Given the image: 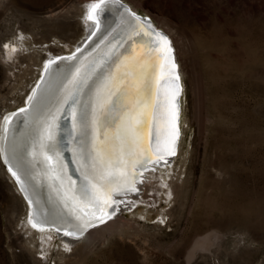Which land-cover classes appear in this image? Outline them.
<instances>
[{
	"label": "rangeland",
	"instance_id": "1",
	"mask_svg": "<svg viewBox=\"0 0 264 264\" xmlns=\"http://www.w3.org/2000/svg\"><path fill=\"white\" fill-rule=\"evenodd\" d=\"M78 1L0 0V113L14 100L22 104L19 88L35 69V58H26L20 44L19 52L13 48L17 41L27 36L37 49L74 41L77 28H55L43 16ZM122 1L167 32L176 50L184 85L178 154L170 166L180 173L175 192L161 195L147 213L138 206L142 217L126 212L136 224L86 248L79 262L60 258L59 250L38 262L264 264V0ZM15 195L0 170V264H38L41 257L29 259L13 237L22 210ZM212 233L222 238L210 253L186 262L193 240Z\"/></svg>",
	"mask_w": 264,
	"mask_h": 264
},
{
	"label": "bare ground",
	"instance_id": "2",
	"mask_svg": "<svg viewBox=\"0 0 264 264\" xmlns=\"http://www.w3.org/2000/svg\"><path fill=\"white\" fill-rule=\"evenodd\" d=\"M83 1L55 7L43 16L46 20L53 19L55 28L64 31L77 28V31H80V35L76 39L74 38L76 41H53L49 46L46 45L44 47L41 45L39 49H37L38 47H30L31 43H28L29 37L27 36L23 35L17 41V45L15 44L13 48L17 49L18 44H20L24 50L22 52V49H20L21 53L23 55L25 53L24 56L26 58H35V69L32 79L19 88L20 93H22V104L14 100L12 104L6 106L0 113V138L3 134V127L8 121L4 139L6 138V141L9 140L11 159L6 153L4 155L6 166H4L0 156V170L9 178L15 188L18 197L15 196L20 200L22 209L21 217L19 218L20 224L18 221L15 223L19 225L20 229L13 233V237L17 240V247L22 252H26L29 259L33 258V253L41 257L42 260H35L38 264H41V261H47L46 253L49 255L52 251L56 252V250H59L60 253L57 251L56 254H59L60 258L72 255L75 262H79L83 258L86 248H91L96 243L103 242L108 236L121 231L124 227L136 224L125 216L126 212L133 211L132 216L142 217L143 214L136 210L138 206L144 205L143 213H147L149 210H153V206L150 204L153 202L157 204L159 197L169 199L172 192H175L173 191V179L175 177L178 179L180 175L179 172H174L177 167H172L171 169L170 166L178 154L177 141H179L181 134L179 122L183 91H181V95L178 98L179 90L175 91L173 87L172 76L176 77V79L177 76L168 43L151 32L147 26L132 21L112 3L100 5L95 16L88 13L90 6L95 0H85L84 3ZM129 6L132 7L131 5ZM132 9L135 8L132 7ZM93 18L96 19L97 25L99 23L98 30L101 34L99 39L96 40L98 42L96 54L87 56L78 62V65L81 64L75 70L73 77L75 74L80 77L85 69H87L86 73L90 72L91 74L94 67L101 65L98 62L103 60L104 63L98 76L92 83L96 88L94 89L93 87L92 92L85 91L84 94L81 93V90L75 93L73 90L78 81L76 77L70 87L67 88L66 93L60 99L58 97L55 99V83L61 78L65 79L66 74H68L66 70L61 69L63 66L60 65L56 73H49L50 76L59 74L56 76L54 83L44 86L45 89L41 92V95L38 94V97L36 96L33 100L32 108L15 116L10 124L9 118L11 115L8 113L24 105V100L37 83L44 61L52 56L56 57L72 52L94 24L91 23ZM157 27L161 29L158 25ZM175 55L176 62H178L177 54L175 53ZM74 64L75 62L72 61L68 64V67H72ZM72 69L69 70L71 71ZM90 74L88 76L93 73ZM181 78L180 84L183 90L184 84H182ZM79 81L78 83H82V87L88 90V87L83 84L85 80ZM74 93L76 96L74 95L73 98L80 104V116L84 115L88 109L90 115V120L86 125V127L90 128L89 142L85 144V140L83 141L81 136L77 139L78 150H81L82 145L85 146L87 160L82 163V159L80 160L81 165L85 166L82 167L83 171H80L78 167H74V171L77 169L78 173L85 171L84 173L86 174H82V176L92 178L90 183L92 182V186L96 187L97 190L89 189V185L87 187L88 198L86 199V196H82L80 186L74 183L76 180L73 177L69 179L74 191L72 188L64 189L60 181L61 175H59L58 171L60 153H58L56 146L53 145V132H49L52 152L49 154L50 163L48 165L53 168V179L56 180H51L49 177L50 183H42L45 187L43 188L45 200L40 205L35 201L38 200L36 198L39 186L36 184V186H31V189L36 194L35 197L30 193L35 205V210H31V199H28L22 192L27 198L26 201L18 189V187H22L20 184L24 181L30 189L27 171L31 170V167L23 159V147H32L33 137L31 138V132L35 130L33 128L36 126V119L43 113L49 112L44 115L43 126L46 131H50L48 128L51 124H54L53 114L64 103L65 97ZM90 97L93 98L89 100V106L87 100ZM39 98L42 99L41 102L44 103L46 108H38ZM54 99L57 102L56 104L53 103ZM176 103H179V107ZM52 104L54 110H46ZM35 114V120L30 125L26 121L31 115L33 118ZM2 118H4V122H2ZM21 121L23 124H17V122ZM76 123L77 126L81 125V117L78 118ZM177 136L179 139L176 138ZM39 148L45 151H49L51 148L43 142L42 147L41 144L36 143L35 151H33V147L31 148L33 150H29L32 155L36 156L34 158L35 162L38 161L40 165V155L36 151ZM167 157L170 158L167 159ZM74 164V166L78 165L77 163ZM149 164L152 165L151 170L148 169L141 177L142 171ZM31 165L36 170L40 168L34 163H31ZM6 167L11 170L13 178L6 171ZM176 179L175 181L177 182ZM138 180H142L140 181L141 185H137L138 188H135ZM56 184L58 185L57 187ZM140 189L141 193L128 196V203L124 208L118 210L114 215L111 213L112 216L109 215L99 220V222L95 223L97 225L86 231V228L93 222L92 218L94 216L96 218L101 217V215H105L110 211L113 203L112 198L115 194L119 197V195L121 196L124 193L136 192V190ZM27 192H29L28 189ZM64 192L71 196V199H66L63 195ZM73 195L76 199L73 198ZM77 201V204H72ZM118 202L122 203L119 200L116 203ZM38 206L44 213L40 217L38 216ZM95 208L98 211L97 213H95ZM113 211L116 212L115 205L113 206ZM104 233L107 236L100 237L102 238L101 241L94 239L98 238L99 234L101 236ZM221 238L217 233L196 237L186 251V262L192 260L198 253H210L214 244ZM25 240L28 241V244L24 243ZM70 259L72 258L64 261V263L69 264Z\"/></svg>",
	"mask_w": 264,
	"mask_h": 264
},
{
	"label": "water",
	"instance_id": "3",
	"mask_svg": "<svg viewBox=\"0 0 264 264\" xmlns=\"http://www.w3.org/2000/svg\"><path fill=\"white\" fill-rule=\"evenodd\" d=\"M104 3H106V4L112 3V4L116 5V7L121 12H124L125 15L128 16L132 21H135L136 23H140L144 26H147L151 30V32L160 36L164 41H166L168 43L170 53H171V57H172V61L174 64V69H175L176 76H177V79H176V77L172 76L173 87L175 88V91L179 90V93L177 95V97L179 98V96L181 95V91H182L181 84H180V74L178 73L179 66L176 62V55H175L176 50L174 48L171 37L164 30L158 28L157 25L152 21V19L150 17L134 12L130 8V6L127 3L123 2L122 0H95V2L92 4V6H90L88 13L89 14L91 13V15L94 14L96 16V12L99 9V6L104 4ZM91 21H92L91 23H94V24L90 27L89 31L87 32V35L83 38V40L81 42L78 43V46L75 47L72 52H70L68 54H62V55H59L56 57L52 56L49 59H46L44 61L43 68H42V71L39 75L37 83L35 84L33 89H31L30 93L27 95L26 99L24 100V105L20 108H17L16 110L8 113L11 115L9 118L10 124L12 123V120H14L15 116L21 114V112H23V111L27 112V110L32 108V104L34 103L33 100L36 98V96L38 97V94L41 95V92L45 89L46 86H48L51 83H54L56 76H58L59 74H54V75L50 76L49 73H56L59 70L60 65L63 66V67H61V69L66 70L68 72V74H66L65 79L61 78L55 83V92H56L55 93V95H56L55 99L57 97L60 99V97L66 93L67 88L70 87L71 83L74 81V79H76V77H77L78 81H77V84L75 85L76 87L73 90V91H75V93H76V91H79V90H81V93H83V94L85 91H89V92L93 91L94 84L92 85V83L94 82V79H96L98 76L100 68L102 67V65L104 63L103 60L98 62L99 64L101 63V65H98L97 67L93 68V72H91V74L93 73L92 75L90 74V72L86 73L87 69H85V71H83V73H81L80 77L78 76V74H75L73 77V74L76 72L75 70L81 64L80 63L78 65V62H80L83 58H86L87 56L96 54V51H97L96 48H97L98 42L96 40L99 39V37L101 35L99 33L100 31L98 30L99 23H98V25L96 24L97 21L95 18L91 19ZM72 61L75 62V64L72 67H68V64ZM76 62H77V64H76ZM95 62H96V59H95ZM61 63H64V64H61ZM71 68H73V69L70 71L69 69H71ZM88 74H90L91 76H88ZM71 78H72V80H71ZM79 80H85V81H83V84H85V86L88 87V90L84 89V87H82V83H78V82H80ZM95 88L96 87H94V89ZM75 93L72 95L69 94L68 96H66L64 103L60 106V108L57 110V112L53 114L54 124H51V126L48 128L50 131H46L44 129V126H43L44 115L48 114L49 112L45 113V114L43 113L41 116H39L36 119L37 120V121H35L36 126H34V128H33L35 130H33V132H31V138L33 137L32 147L34 150L31 149L32 147H30V148H28V146L23 147V150H22L23 159L31 167V170L27 171L28 177H29V182H30L29 183L30 189L27 187V184L24 180H23L24 184L21 183L20 185L22 187L21 188L18 187V189H19L20 193L23 192L26 195V197H28V199H31L30 200L31 210L32 209L35 210V205H34V202L31 198L30 193H32L34 196L36 195L35 192H33V190L31 189V186L35 185V184L39 186V189H37L38 192H37V198H36L38 200H35V199L34 200L36 202H38V204L40 205L45 200L44 189H43L45 187L42 183H44V184L50 183L49 177L51 178V180H56V179H53V176H54L53 175V168H51L50 165H48L50 163L49 154H50V152H52V148L50 145V143H52V142L50 140L49 132H53V145L56 146L58 153H60L59 159H58L59 160L58 165L60 167H59L58 171H59V175H61L60 181L62 182L64 189L66 190V189L72 188V190L74 191V188H73V186H71L70 179H69V178L73 177L76 180V182H74V183H77V186L79 185L80 189H82V196L83 197L86 196L85 197L86 199L88 198V193H87L88 188L87 187L89 185H90L89 187L92 186V182L90 183L92 178H87L85 176H82L83 173L79 172L80 175L78 173V169L80 171H83L82 167H85V166L81 165V163L87 160V155H85V146L84 145H82L81 150H78L79 144L77 142V139L79 136H81V139H83V141L85 140V144H86V142L87 143L89 142V140H90V128L88 126L86 127V125L88 124V122L90 120V115L88 113L89 112V109H88L84 113V115L82 114L80 116V113H81L80 104L78 103L77 100L75 101V99L73 98ZM91 96H92V94H91ZM92 98L93 97H90L87 100V102L89 103V100ZM55 99L53 100L54 102L52 101L54 104L57 103V102H55ZM59 99H58V101H59ZM41 101H42V99L39 98V100H38V106L39 107L38 108H40V107H42L43 109L46 108L44 103H42ZM91 102H92V100H91ZM176 105L179 107V103H176ZM89 106H90V103H89ZM48 109L54 110L53 104L49 105V107L46 110H48ZM35 117H36V114L33 115L34 119L32 118V115H31L30 118H28V120L26 122L30 123V125H32L31 122L33 120H35ZM79 117H81L82 123H81V125L77 126L76 121L78 120ZM38 120H42V121L39 122ZM2 122H4V118H2ZM7 122L5 123V125L3 127V134L0 138V140H1V142H0V156H1V160H2V163L4 166H6V163L4 161V155L6 153L8 154L9 159H10L9 140L6 141V138L4 139L5 134H6L5 132L7 131V128H8V127H6ZM51 123H53V122H51ZM17 124H23V123L21 121V122H17ZM1 130H2V126H1ZM2 138H3V141H2ZM176 138H178V136ZM43 142L46 144V146H49L51 148V150L45 151V150H41V148L36 149V151H38L37 154L40 155V158H39L40 165H39L38 161L35 162L34 158L36 156L32 155L29 152V150L35 151L36 143L41 144V147H42ZM173 157H174V155H173ZM169 158L170 157H167V159H169ZM81 159H82V161L80 163ZM72 161H73V163H72ZM31 163H34V165H37L40 168L36 170V168L33 167L31 165ZM74 163H77L78 165L74 166L75 165ZM74 167H78V169L74 171ZM42 168H43V170H42ZM150 168H152V165H150V164L147 165L146 169H144V171H142L140 176L143 177V175L146 173V171ZM46 169H48V170H46ZM6 171L8 172L10 177H12V174L10 172L11 170L6 167ZM30 176H33V177H30ZM14 181L17 183L16 180H14ZM140 181H142V180L136 181L135 188H138L137 185H141ZM57 186L58 185L56 184V187ZM27 189L29 192H27ZM140 191H141V189L136 190V192L124 193L121 196L119 195V197H118V195L115 194V196L112 198L113 203L111 205L112 208L110 209V211L108 213H106L105 215L104 214L101 215V217L96 218L94 216L92 218L93 222L89 225L88 228H86V231H88V229L92 228L94 225H97L95 223L99 222V220H101L104 217H107L109 215L112 216V215H114V213H117L118 210H120L121 208H124L125 205L128 203V198H129L128 196L141 193ZM23 193H22V197L25 198ZM63 195L66 199H71L70 198L71 196H69L66 192H64ZM73 198L76 199V197L74 195H73ZM117 199L122 203H119V202L116 203L118 201ZM25 200L27 201V198H25ZM78 200H79V198H78ZM77 203H78V201L76 203L74 202L72 204L75 205ZM68 204H70V203L68 202ZM114 205L116 206V212L113 211ZM93 209H90V210H93ZM38 211H39L38 212L39 217L44 214L41 211L39 206H38ZM84 211H86V210H84ZM87 211H88V209H87ZM97 212L98 211L95 208V213H97ZM111 213H112V215H111ZM42 220L45 221L44 219H42ZM42 220H41V222H43Z\"/></svg>",
	"mask_w": 264,
	"mask_h": 264
}]
</instances>
